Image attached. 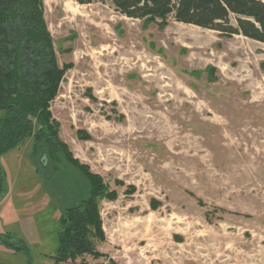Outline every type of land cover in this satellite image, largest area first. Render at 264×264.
I'll return each instance as SVG.
<instances>
[{
	"label": "rangeland",
	"instance_id": "rangeland-1",
	"mask_svg": "<svg viewBox=\"0 0 264 264\" xmlns=\"http://www.w3.org/2000/svg\"><path fill=\"white\" fill-rule=\"evenodd\" d=\"M43 2L67 67L60 138L116 194L99 200L104 257L62 264H264V45L109 2ZM32 153L27 139L1 159L0 236L26 247L0 244V264H55L64 208L89 191L44 154L37 174Z\"/></svg>",
	"mask_w": 264,
	"mask_h": 264
},
{
	"label": "trees",
	"instance_id": "trees-1",
	"mask_svg": "<svg viewBox=\"0 0 264 264\" xmlns=\"http://www.w3.org/2000/svg\"><path fill=\"white\" fill-rule=\"evenodd\" d=\"M76 1L82 6L109 2L128 19L163 23L172 19L186 26L228 37L240 36L264 45V0ZM66 71L67 67L61 68L58 63L44 17L43 0H0V195L7 193L1 159L27 139L33 140L30 159L37 174L41 172L37 158L44 154L46 168L49 166L55 173L64 164L78 172L89 187L77 205L64 208L58 249L51 257L55 264L75 263L87 256L104 257L94 243L105 242L99 200L116 197L108 191L102 176L80 163L60 138V124L51 112V104L59 95ZM49 185L44 183L46 189ZM0 244L15 251H22L25 246L10 233L0 236Z\"/></svg>",
	"mask_w": 264,
	"mask_h": 264
},
{
	"label": "bare ground",
	"instance_id": "bare-ground-1",
	"mask_svg": "<svg viewBox=\"0 0 264 264\" xmlns=\"http://www.w3.org/2000/svg\"><path fill=\"white\" fill-rule=\"evenodd\" d=\"M257 134H258V133H257ZM257 134H256V135H257ZM256 135H255V136H256ZM253 136H254V135H253ZM259 155H260V154H259ZM258 160H259V159H258ZM251 162H252V161H251ZM249 164H250V163H249ZM255 166H256V165H255ZM257 167H258V166H257Z\"/></svg>",
	"mask_w": 264,
	"mask_h": 264
}]
</instances>
